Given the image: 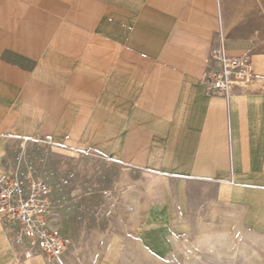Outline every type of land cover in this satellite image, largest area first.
<instances>
[{
  "label": "crops",
  "instance_id": "crops-1",
  "mask_svg": "<svg viewBox=\"0 0 264 264\" xmlns=\"http://www.w3.org/2000/svg\"><path fill=\"white\" fill-rule=\"evenodd\" d=\"M225 20L219 0H0V178L14 146L50 136L157 180L173 195L157 215L220 216L239 247L256 248L264 92L240 84L225 99L202 79L216 45L250 54L260 75L264 58ZM14 232L0 220V264H25Z\"/></svg>",
  "mask_w": 264,
  "mask_h": 264
},
{
  "label": "rangeland",
  "instance_id": "rangeland-1",
  "mask_svg": "<svg viewBox=\"0 0 264 264\" xmlns=\"http://www.w3.org/2000/svg\"><path fill=\"white\" fill-rule=\"evenodd\" d=\"M219 1L229 33L245 38L254 45L253 56L264 58V0ZM254 82L264 92V74L255 71L246 86ZM9 160L10 171L51 187L54 226L66 241L64 264H264V238L256 239V248H241L232 226L222 230L220 216L157 215L173 195L139 171L40 141L28 142L22 153L14 146Z\"/></svg>",
  "mask_w": 264,
  "mask_h": 264
},
{
  "label": "built area",
  "instance_id": "built-area-1",
  "mask_svg": "<svg viewBox=\"0 0 264 264\" xmlns=\"http://www.w3.org/2000/svg\"><path fill=\"white\" fill-rule=\"evenodd\" d=\"M211 64L202 79L205 90L225 99L236 85L252 82L255 68L250 54L232 57L221 45L210 52ZM40 142L52 145L51 137ZM0 220L14 228L12 244L18 259L42 257L63 264L65 239L54 226L52 189L45 181L9 171L0 178Z\"/></svg>",
  "mask_w": 264,
  "mask_h": 264
}]
</instances>
